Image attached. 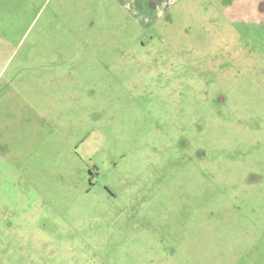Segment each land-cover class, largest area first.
<instances>
[{"label":"rangeland","instance_id":"1","mask_svg":"<svg viewBox=\"0 0 264 264\" xmlns=\"http://www.w3.org/2000/svg\"><path fill=\"white\" fill-rule=\"evenodd\" d=\"M234 1L0 0V264H264V25Z\"/></svg>","mask_w":264,"mask_h":264},{"label":"crops","instance_id":"2","mask_svg":"<svg viewBox=\"0 0 264 264\" xmlns=\"http://www.w3.org/2000/svg\"><path fill=\"white\" fill-rule=\"evenodd\" d=\"M148 4L145 11L148 13H151V9L153 11H162L166 10L168 5L170 3H175L179 0H145ZM234 1V0H233ZM246 5L245 7H242ZM247 9L246 11L240 12L236 15L237 20H243L245 21L247 18L251 17L252 21L255 23H258L259 25H264V0H235L234 4H230L228 6V9L231 8V10H237V8ZM230 10V9H229Z\"/></svg>","mask_w":264,"mask_h":264}]
</instances>
